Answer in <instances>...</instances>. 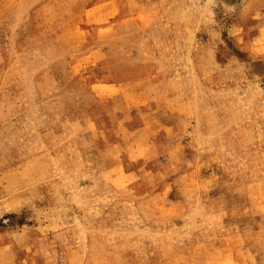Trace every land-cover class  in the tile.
I'll list each match as a JSON object with an SVG mask.
<instances>
[{
    "label": "rangeland",
    "instance_id": "obj_1",
    "mask_svg": "<svg viewBox=\"0 0 264 264\" xmlns=\"http://www.w3.org/2000/svg\"><path fill=\"white\" fill-rule=\"evenodd\" d=\"M0 264H264V0H0Z\"/></svg>",
    "mask_w": 264,
    "mask_h": 264
}]
</instances>
